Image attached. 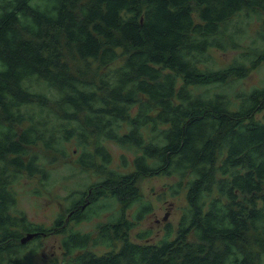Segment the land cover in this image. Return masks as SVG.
<instances>
[{"label":"trees","instance_id":"obj_1","mask_svg":"<svg viewBox=\"0 0 264 264\" xmlns=\"http://www.w3.org/2000/svg\"><path fill=\"white\" fill-rule=\"evenodd\" d=\"M248 38L227 66L209 63L210 48ZM262 62L264 0H0V264H35L44 228L11 179L47 186L53 169L31 146L66 157L73 140L82 168L55 264H264V83L244 84ZM109 142L132 158L115 163ZM148 174L187 189L157 242L128 235L152 210ZM93 216L95 235L77 227Z\"/></svg>","mask_w":264,"mask_h":264},{"label":"rangeland","instance_id":"obj_2","mask_svg":"<svg viewBox=\"0 0 264 264\" xmlns=\"http://www.w3.org/2000/svg\"><path fill=\"white\" fill-rule=\"evenodd\" d=\"M260 26H251V36L255 34L256 29ZM250 38L243 42L244 47L229 48L222 50L212 47L209 49L215 60L209 62L215 67H225L230 64L233 59L239 55L243 50H249L251 45ZM73 66H76L74 61H71ZM81 66V64H79ZM264 83V62L257 68L251 69L245 80L244 84L247 87L253 85H261ZM113 149L115 156V163L120 161L119 156L125 153L129 159L132 158V152L120 147L119 145L109 142ZM40 147L31 146L32 150H39V155L43 164L53 169L52 178L49 184L45 186L41 181L35 177H24L17 185L16 189L19 197V205L25 210L28 218L36 223H41L50 227L54 225V219L60 212L66 217L68 211V196L70 191L74 188L75 178L73 169L80 170L82 167L78 163L73 164L72 157L68 155L76 148L75 141L67 143L68 155L62 156L60 153L48 150L42 144ZM45 160L48 164H46ZM70 164V165H69ZM71 165H73L71 167ZM177 180L176 176H169L165 174L142 175L140 178V189L142 190L145 198L151 202L152 210L140 220L129 232L130 238L136 241L157 242L163 238L166 233L167 223L177 225L183 207L187 204L185 187H182L178 193L172 190V184ZM132 209L129 208L127 215L131 216ZM103 217L93 216L89 220L83 221L78 224L84 230H89L94 235L97 233L96 224ZM51 231L41 240L36 241L37 253H31L34 256L35 264H53V260L61 255V239L63 235L58 233L56 229ZM140 234L147 235L145 238H140ZM33 246V247H35ZM109 246L93 247V250L98 253H104L109 250ZM33 260V259H32ZM34 264V263H33Z\"/></svg>","mask_w":264,"mask_h":264},{"label":"flooded vegetation","instance_id":"obj_3","mask_svg":"<svg viewBox=\"0 0 264 264\" xmlns=\"http://www.w3.org/2000/svg\"><path fill=\"white\" fill-rule=\"evenodd\" d=\"M48 165H49V163H48ZM27 175H24L21 179H11V182L9 183V186H8V191L11 193V196L13 197V200H14V202L15 203H17L18 204V207H19V209L22 211V213L24 214L25 213V210L24 209H22L21 207H20V205H19V197H18V192H17V189H16V185L24 178V177H26ZM27 177H29V176H27ZM32 177H34V176H32ZM61 215V214H60ZM71 216H72V212H70L68 215H67V217H66V221H72V218H71ZM57 217H58V214L55 216V219H54V225L53 226H51V228L50 227H47L46 225H44V228L42 229V230H40V232L37 234L38 236H39V239L41 240L42 239V237H44V236H46L48 233H50L51 231H48L47 229L48 228H50V229H56L57 230V232L59 233V229H60V227H59V225L57 224L58 222L56 221V219H57ZM32 221V220H31ZM32 222H34V221H32ZM36 223V222H35ZM39 224H41V223H39ZM62 226H63V224H62ZM62 234V233H61ZM28 235V234H27ZM26 235V236H27ZM36 234H34L31 238H34L35 236H37ZM62 243H63V241H62V239H61V255L60 256H58L57 257V259L58 260H61L62 258H63V256H64V250H63V247H62ZM35 253H37V252H35ZM56 260L54 259L53 260V264H55L54 262H55Z\"/></svg>","mask_w":264,"mask_h":264},{"label":"water","instance_id":"obj_4","mask_svg":"<svg viewBox=\"0 0 264 264\" xmlns=\"http://www.w3.org/2000/svg\"><path fill=\"white\" fill-rule=\"evenodd\" d=\"M33 235H34V234H28V235L23 239V241H26V240L30 239Z\"/></svg>","mask_w":264,"mask_h":264}]
</instances>
